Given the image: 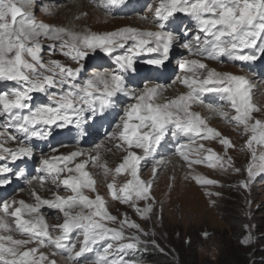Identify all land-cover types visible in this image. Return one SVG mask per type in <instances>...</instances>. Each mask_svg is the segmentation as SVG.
<instances>
[{
    "label": "snow or ice",
    "instance_id": "snow-or-ice-1",
    "mask_svg": "<svg viewBox=\"0 0 264 264\" xmlns=\"http://www.w3.org/2000/svg\"><path fill=\"white\" fill-rule=\"evenodd\" d=\"M127 3L128 0H98V6L106 12ZM30 6L31 0H0V81L17 85L0 91V116L5 118L7 126L20 134H9L0 141V160L10 159L16 163L33 158L35 148L31 141L34 138L47 140L53 127L68 131L74 127L78 136L88 135L91 127L89 117L95 118L94 122L104 121L115 113L121 103L120 98L124 97L131 102L124 106L123 114L118 116L112 131L107 134L124 155L115 169H108L106 163L99 166L104 169L105 175L113 172L129 175L130 178L118 188L114 176L113 182L106 185L109 195L120 203H128L142 219L147 218L152 205L146 204L141 209L137 201L150 199L152 184L142 180L139 175L141 161L156 153L169 135L177 140L181 135L188 136L192 143L197 137H219L220 133L207 127L199 113L191 111L194 103H203L202 93L214 92L222 95L235 114L230 116L222 107L214 111L228 123L242 127V135L248 137L244 147L251 151L253 163L246 168L249 181H241V186L247 188L251 178L257 174L254 169L264 171V153L257 157L252 150L254 142L264 145V120L252 116L254 111L260 109L250 103L248 79L244 75L209 69L203 62L205 59L218 61L221 57L233 62H250L264 56V0H158L153 15L143 17L156 30L129 27L106 33H92L90 30L75 32L38 24L27 11ZM177 13L191 19L196 30L194 35H188L191 31L188 28H185L183 36L168 30ZM41 37L59 41L60 54L68 57L75 67L58 60L45 62L40 55ZM128 41H132V44L125 48ZM177 42H182L181 47L188 50L189 56L197 58L178 61L181 74L170 85L140 86L134 82L141 77L142 71H162ZM51 48L52 54H55L56 44ZM117 49L124 51L117 54ZM97 50L114 67L94 68L80 80L87 70L85 61ZM144 52L155 55L144 61L151 67L141 70L137 67V57ZM176 84L187 91L170 99L163 98V102H160L166 87ZM34 92L47 94L49 103L33 107L30 101ZM8 141L17 142L18 146L14 149L4 147ZM219 143L226 149L235 147L227 137L220 139ZM187 147V144L177 143L175 154L188 160L183 151ZM136 149L141 150L142 155H138ZM200 150L207 153L206 157L191 161L189 166L192 163H207L209 167L217 164L225 167V158L214 150L205 149L203 144H199L195 151ZM85 155L88 160L69 167L77 157ZM231 159L227 157L228 167L232 166ZM257 159L259 164L255 163ZM98 160V153L93 156L82 150L59 157L41 154L38 171L44 175L28 179V185L32 186L33 180L41 187L50 182L57 190L62 187L71 194L62 196L56 191L53 199L48 200L33 189L34 202L31 204L23 200L0 203V264H43L48 257L39 251L42 247L66 252L72 264H79V259L85 253L92 252L93 246L100 242H104V245L96 251L91 264H126L113 253L138 251L141 245L146 250L149 243L159 247L154 240L141 239L148 233L130 221L126 213L123 214L124 219L119 221V229L106 226L104 221L116 222L118 218L107 212L104 198L96 192V181L85 170L89 161ZM162 163L163 160L156 161L153 175L156 174L157 165ZM234 171L240 172V169L235 168ZM8 174L25 177L24 170L19 166L15 170L8 165L0 166V186L11 182ZM197 182L209 185L218 183L211 179ZM83 189L96 192L94 200L85 195ZM43 205L62 213V222L48 224L40 212ZM85 209L89 211L85 212ZM125 226L136 231L126 235L123 231ZM203 235L207 237L208 234ZM250 240L251 236L248 235L241 243L247 245ZM29 244L35 246L26 247ZM55 254L57 252L54 251ZM48 264H56V261L48 260Z\"/></svg>",
    "mask_w": 264,
    "mask_h": 264
},
{
    "label": "rangeland",
    "instance_id": "rangeland-1",
    "mask_svg": "<svg viewBox=\"0 0 264 264\" xmlns=\"http://www.w3.org/2000/svg\"><path fill=\"white\" fill-rule=\"evenodd\" d=\"M73 1L75 0H31V10L29 11V14L38 24L42 23L50 25L54 28L63 27L75 32H82L84 30H90L92 33L114 32L117 29L129 28V26L133 25L129 23H134V18H138L146 24L148 23L147 26L144 24V27H140L138 25V28L136 29L149 30V27H151L150 30H156L155 26L149 20L143 19V17H151L153 15V11L158 3V0H146V3L141 4L138 9L129 12H123L121 9L117 8L112 9L110 12H106L103 8L98 6V0H81L85 5L81 8V15L77 17L66 15L64 13L66 6L71 4ZM89 11H99L104 16L111 19H117V21H121L123 23L120 24L117 22L118 24H111L108 22L107 24H102L101 22L106 23L105 21H107L103 19L101 22L92 21L88 24V26L85 24L81 27V20ZM178 14L180 13H177L176 15ZM8 19L10 21L11 17L9 16ZM74 21H76L75 24H72ZM40 43L42 45L40 55L45 62L49 60H58L63 64L75 67L73 62L68 57L60 54L59 41H52L41 37ZM181 43L182 42H177L174 44V48L170 54V60L168 61L169 67L173 70V73H170L168 80L165 79V83H162V80L160 79L150 78L148 76L147 79H143V81L138 83V85L144 86V84L150 83L154 85L160 83H162V85H166L168 82L169 83L167 85H170L172 80H174L180 73L178 61H181L180 59L182 57L189 56L188 50L181 47ZM53 44H56L55 54H52L51 45ZM131 44L132 41H128L125 48L131 46ZM123 51L124 49H117V54H120ZM153 55L155 54L147 52L141 53V55L137 57V62L141 63L142 61L151 58ZM102 57L103 53L99 50L92 54L89 59L85 61L87 70L79 79L83 80L84 77L91 73L94 68L114 67L111 62L107 63L105 66H101L99 59ZM205 60L203 61L204 63ZM207 61H209L210 64H214L217 69H225L224 71L217 72L244 75L249 82H252V85H249L250 92L252 91L253 93L249 94L250 103L260 109L258 112L254 111L252 116L254 119L264 120V87H262L264 85V72H261L262 69H253V67H250L247 63H242L241 61H229L225 57H221L218 61ZM143 65L144 66L141 70L148 67L146 64ZM166 78H168V75ZM11 86L16 87L17 85L12 82ZM173 87L174 85L166 88L171 89ZM53 91H58V89H53ZM174 92H176V90L170 93L166 92V94H174ZM211 94H213L212 98L211 96L207 98L209 100L202 99L203 103L200 105L193 104L191 111L199 113L200 117L205 121L206 126L217 130L220 133V136L212 139H202L197 137L195 139V143H192L188 137L183 138V140L179 142L188 145L187 148L183 149L184 152L187 150L185 153L189 156L188 160H185L179 154H175V147L177 143H173V138L169 135L164 141H162V144L159 147V151H162L165 156L163 161L171 157H175L182 163V165H177L174 168L168 169L166 165L163 164L157 168L155 175H153L152 163L142 165L141 169H139L141 179L144 181H150L152 184L149 191L150 199L148 201H137V204L141 209L144 208L146 204L152 205V211L146 214L147 218L142 219L128 203H120L119 200L113 199L109 195V190L106 185L108 183H112L113 177L115 176V182L119 180L121 182L119 186H121L127 179L130 178L127 173L118 175L115 173H109V176L106 175L101 179H95L96 192L104 198L107 212L118 218L116 222L104 221L106 226L109 228L119 229V221L124 219L123 214L126 213L127 218L130 221H134L148 233L147 236H141L142 240H154L156 244L159 245L157 248L149 243L146 246V250L145 246L141 245L140 250L138 251L113 253V255L122 258L126 264H154L155 261L152 255L157 252L166 255L169 260L176 261L178 256L176 246H183L188 252H192L195 249L201 258H209L216 261L220 252V242L229 240L235 236L236 241L241 243V240L244 239L245 236L250 235L251 240L247 245H251L255 243L259 236L263 235L264 171L254 169L257 174L251 178L247 188L241 186V181H249L246 168L249 163H253L251 151L244 147L245 141L248 137L247 135H242V127H236L234 123H228L225 119L221 118L217 111H214L215 108L222 107L224 111L229 112L230 116L235 114L234 110L230 109L229 104L223 99L221 94L214 92H211ZM122 100L123 99H121L119 106H123L126 102V99H124L125 101ZM202 108L203 110L201 112ZM122 114L123 113L121 112L120 115ZM4 123L5 121L3 120V116H0V141H3L1 132L6 133L7 135L12 134ZM90 136H93L92 138L95 140L93 144L62 145L54 148L55 151L51 150L49 153L44 155L55 156L54 154L62 150L73 151L75 149L89 150L92 148L95 150H102V152L107 154L110 153L109 150H119L114 146L115 143L109 145L111 142L108 139L107 134L99 136L97 132L91 131ZM224 137L229 138L235 147H228L226 149L224 145L220 144L219 140ZM104 141L105 143H103ZM199 144H203L205 149H212L219 156L224 157L225 167L221 168L219 164L215 167H209L207 163H192L191 166H189L191 161H194L197 158L206 157L207 155L204 150H200L199 152L195 151ZM5 146L6 148L14 149L18 146V144L14 141H8L4 144V147ZM252 150L256 152L258 157L260 154L264 153V145H259L254 142ZM227 157L232 158L231 167H228ZM76 159L69 164V167H74ZM6 160L7 159H4V161ZM255 163L259 164L260 162L257 159ZM1 164L2 163H0V166H2ZM116 164L117 163H112L108 169H115L117 166ZM86 167L88 170L90 169V172L88 171L89 173L93 172V177H96V175L98 176L101 170L105 173L104 169L99 166L97 161H89ZM235 168H239L240 172H235ZM9 175L12 176L11 174ZM12 179L15 183H17L16 176H13ZM203 179L215 180L218 181V183L215 185H209L197 182L198 180ZM19 180L22 182L23 186L15 187V191L10 195V201L15 200L18 202L23 200L26 202L28 200L33 203L34 199L32 194L30 192L27 193L29 188L28 184L25 183L22 178ZM44 186L47 193L48 190H50L52 195L56 191H59L60 195L67 196L71 194L70 191H65L62 187L57 190L50 184V182L45 183ZM84 190L86 191L85 195L90 196L94 200L96 192H92L89 189H83V191ZM8 198L2 197L1 195L0 203L7 201ZM133 199H135V197H133ZM15 206H18V204ZM40 211L45 213L46 218L55 219L57 223L62 222L63 220V216L60 217L59 212L56 209L41 207ZM88 211L89 209H85V212ZM260 225L263 226V230L260 229ZM257 227L259 228V231L257 230ZM123 231L126 235H130L136 230L125 226ZM203 233H207V237H205ZM74 238L75 234H73V239ZM77 243L79 244V241H77ZM103 245L104 242L94 245V251L85 253L83 258L79 259V264H91V262L95 259L92 255H95L97 250L102 249ZM34 246L35 245L33 244H29L26 247L31 248ZM161 249H163V251H161ZM53 250L54 249L51 247H42L39 249L40 252L45 254L47 253L46 255L48 260H55L56 264H72V262L67 258L68 253L54 250L57 254L53 255ZM37 257L39 258L38 253L36 254V258ZM48 260H45L43 264H48Z\"/></svg>",
    "mask_w": 264,
    "mask_h": 264
},
{
    "label": "bare ground",
    "instance_id": "bare-ground-1",
    "mask_svg": "<svg viewBox=\"0 0 264 264\" xmlns=\"http://www.w3.org/2000/svg\"><path fill=\"white\" fill-rule=\"evenodd\" d=\"M84 3H82V1L81 0H75V1H73L71 4H69L68 6H66V8H65V10H64V13L66 14V15H71V16H79V15H81V8H83L84 7ZM92 9V8H91ZM28 12L31 10V7H29L28 9ZM93 10V9H92ZM178 16H180L179 14L178 15H176L175 16V18H177ZM137 17V16H136ZM103 19H105V20H107V21H105L106 23H104V22H101ZM175 20V19H174ZM173 20V21H174ZM82 22H81V27H83L85 24L88 26V24L90 23V22H92V21H98V22H101L102 24H107L108 22H110L111 24H118V23H123V22H121V21H117V19H111V18H108L107 16H104L103 14H101V12H96V11H89L88 13H86V15L84 16V18L81 20ZM134 23L132 22V23H129V24H133V25H131V26H129L130 28H138L137 26L139 25L140 27L142 26V27H144L143 25L145 24L146 26H147V24L145 23V22H143L142 20H139L138 18H134ZM75 22L76 21H74L72 24H75ZM118 22V23H117ZM147 22V21H146ZM126 23V22H125ZM128 24V23H127ZM79 25V26H80ZM106 28V27H105ZM109 28V27H108ZM150 28L151 27H149V30H150ZM111 29V28H110ZM173 48H174V46L172 47V49H171V51H170V54L172 53V50H173ZM154 56V55H153ZM152 56V57H153ZM195 57H191V56H186V57H182L180 60H184V59H194ZM261 58H258L257 60H260ZM256 60V61H257ZM145 61V60H144ZM144 61H142L141 63H139V62H137V67L139 68V69H142V67L144 66L143 64H145L144 63ZM168 62H166V64H167ZM205 64H207L208 65V68L209 69H215L216 71H224V70H220V69H217L215 66H214V64H210V62L209 61H207V60H205ZM261 64H263L262 62H261ZM168 65V64H167ZM165 66V68L162 70V71H157V73L158 74H156V79H160V80H162V82H164L165 81V79L166 80H168L167 78H166V76L167 75H170V73H173V70H171L170 68H168V66ZM148 67L147 68H150V66L149 65H147ZM181 74V72L179 73V75ZM151 75V72H149L148 73V76H150ZM151 78V77H150ZM164 80V81H163ZM169 83V82H168ZM167 83V84H168ZM166 84V85H167ZM148 86H156V85H161V86H166L165 84L164 85H162V83H160V84H147ZM249 85H252V82H249ZM262 87H264V85L262 86ZM175 88V89H174ZM174 90H176V92H174V94L172 93V94H166V92H172V91H174ZM187 91V89L185 88V87H183L182 85H179V84H176V85H174V87L173 88H171V89H165L163 92H162V94H161V101L160 102H163V98H172V97H174L175 96V93H176V96L177 95H179L180 93H182V92H186ZM206 93H208V92H206ZM210 94H211V92H209ZM253 94L252 93V91L251 92H249V94ZM219 94V93H218ZM120 99H123L122 101H125L124 99H126V98H124V97H121ZM131 101H129V100H127L126 99V102L123 104V106H119L117 109L119 110V115H120V113L122 112L123 113V108H124V106L126 105V104H128V103H130ZM194 104H198V105H200L201 103H194ZM193 106V105H192ZM202 110H203V108L201 109V112H202ZM211 110V109H210ZM1 137H2V140H5L7 137H8V135L6 134V133H4V132H1ZM106 141V140H105ZM105 141L103 142V143H105ZM111 143L109 144V145H112L113 143H115V142H113V141H110ZM6 147V146H5ZM77 150H79V149H75V150H73V151H77ZM81 150V149H80ZM137 150V154L138 155H142V152H141V150H139V149H136ZM160 150V148H158L157 149V152L156 153H154L152 156H150V157H148L146 160H143V161H141V165H140V169H141V166L142 165H148V164H150V163H152L153 165L154 164H156V161H158V160H163V158L165 157L164 156V153L162 152V151H159ZM72 150L71 151H64V150H62V151H60V152H58V153H56V154H54L55 156H60V155H68L69 153H71V152H73ZM82 151H84L86 154H88V153H90L91 155H93V156H95V155H97V153L99 154V160L97 161L98 163H99V165H103L104 163H106L107 164V166H108V168H109V166L112 164V163H117L116 165H118L120 162H121V159H122V156L124 155V153H123V151L122 150H109V152L110 153H104V152H102V150H95V149H83ZM139 151V152H138ZM187 151V150H186ZM185 151V152H186ZM188 153V152H187ZM192 155V154H191ZM177 156V155H176ZM189 157V156H188ZM198 159V158H197ZM85 160H88V156L87 155H85V156H81V157H77V159H76V163H78V162H82V161H85ZM182 161V160H181ZM163 164H165L166 165V167L168 168V169H171V168H174L175 166H179V165H182V163L181 162H179V160L177 159V158H175V157H171V158H169V159H166V160H164V163H162V164H159V165H157V168L159 167V166H162ZM113 166V165H112ZM153 167V166H152ZM86 171H89L88 170V168L86 167V169H85ZM90 172V171H89ZM101 172H102V170H101ZM100 172V174L97 176L96 175V177L94 176H92L93 174V172L92 173H90L91 174V176H92V178L95 180V179H101L102 177H104V176H106L105 175V173H101ZM114 173V172H113ZM110 174H108V176H109ZM140 175V174H139ZM33 177H36L35 175H28V176H25V177H23L22 179L24 180V182L25 183H27V180L28 179H31V178H33ZM140 177H141V175H140ZM117 180H118V178H117ZM96 181V180H95ZM12 182H14L13 181V179H12ZM12 182H10V183H12ZM103 182V181H102ZM121 182L118 180L117 182H115V184H116V186H117V188L119 187V184H120ZM28 184V183H27ZM100 184V183H99ZM7 186V185H6ZM6 186H4V187H6ZM9 186V185H8ZM100 186V185H99ZM29 187V188H28ZM28 190H27V193H31L32 194V190L33 189H35L38 193H39V195H41V196H44L43 198H45V199H48V200H52L53 199V195H52V193H51V191L50 190H48V193H47V190H46V188H45V186L43 185L42 187L40 186V184L36 181V180H33V184H32V186H29L28 185ZM0 188H3L2 186H0ZM24 191H26V190H24ZM23 191V192H24ZM84 192V194H85V190L83 191ZM2 195V194H1ZM62 196H65V195H62ZM8 202H10V197L8 198V200H7ZM26 203H30L31 204V202L30 201H26ZM42 208H48V206L47 205H43L42 206ZM41 212V214L43 215V217H44V219H45V221L48 223V224H50V225H54V224H57V221L55 220V219H48V218H46V216H45V213L44 212H42V211H40ZM59 216L61 217V216H63L62 215V213H59ZM27 218V217H26ZM16 238H20V237H16ZM55 250V249H54ZM53 250V251H54ZM47 254V253H46ZM38 258V257H37Z\"/></svg>",
    "mask_w": 264,
    "mask_h": 264
},
{
    "label": "trees",
    "instance_id": "trees-1",
    "mask_svg": "<svg viewBox=\"0 0 264 264\" xmlns=\"http://www.w3.org/2000/svg\"><path fill=\"white\" fill-rule=\"evenodd\" d=\"M263 230V226L260 225ZM259 231V228L257 227ZM220 252L216 261L209 258H201L194 251L188 252L183 246H176L177 259L169 260L163 253L152 255L154 264H264V233L259 236L254 244L244 245L236 241L233 236L229 240L220 242Z\"/></svg>",
    "mask_w": 264,
    "mask_h": 264
}]
</instances>
